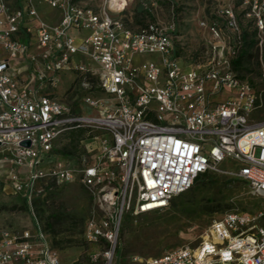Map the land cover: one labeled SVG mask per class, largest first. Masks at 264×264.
<instances>
[{
  "label": "built area",
  "instance_id": "1",
  "mask_svg": "<svg viewBox=\"0 0 264 264\" xmlns=\"http://www.w3.org/2000/svg\"><path fill=\"white\" fill-rule=\"evenodd\" d=\"M248 2L247 16L264 31V0ZM41 4L58 10L53 20L43 19ZM129 15V0H0V152L32 211L40 182L77 177L57 160L60 136L75 127L100 131L88 136L95 143L87 144L93 160L78 171L99 210L85 227V240L99 249L90 256L93 264H120L117 246L126 213L166 209L200 175L219 171L230 159L238 163L234 176L264 198V119L250 120L259 95L232 68L242 45L234 8L221 9L233 39L216 23L209 25L215 42L209 57L193 66L177 54L174 16L133 26ZM68 72L79 76L83 88L108 95L106 103L85 97L101 115L73 111L48 90ZM227 88V99L216 101ZM28 140L29 146L22 144ZM34 220L22 231L0 229V264H60L50 235ZM250 221L227 212L212 220L199 245L141 263L264 264V226Z\"/></svg>",
  "mask_w": 264,
  "mask_h": 264
},
{
  "label": "rangeland",
  "instance_id": "2",
  "mask_svg": "<svg viewBox=\"0 0 264 264\" xmlns=\"http://www.w3.org/2000/svg\"><path fill=\"white\" fill-rule=\"evenodd\" d=\"M101 1L83 0V3L98 4ZM152 2H157V5L153 6ZM227 5L232 6L238 18H241V31L247 25L249 31L257 29L252 18L247 16L248 0H129L131 15L128 21L134 26L144 23L149 18L142 22V16L139 15L147 10V6L153 20L168 21L174 16L178 55L183 64L193 66L209 57L210 45L215 42L209 25L216 23L226 39H233L234 32L221 15V9ZM39 8L46 21L53 20L58 13L57 9L47 4H41ZM204 21L207 25L202 24ZM256 39L258 43L249 60L248 70L238 71L239 77L249 82L259 95L260 106L250 114L252 122L264 119V31L258 29ZM144 58H149V55ZM48 90L71 110L91 116H99L101 111L85 102L87 95L95 96L104 103L109 102L105 92L98 88H83L79 76L71 72L55 87L48 85ZM230 91L227 88L214 99L225 100ZM99 132L92 131L89 134L88 131L81 142L83 150L80 155H58L57 160L75 169L77 177L71 182L56 183L50 179L40 182L32 198L33 211L23 195L14 188L10 178L11 165L4 153L0 152V229L22 231L32 228L36 216L50 235L60 264H93L90 256L99 249L96 244L85 240V227L88 219L98 215L99 210L80 182L78 171L93 160L87 144L91 143L93 147L95 143L88 136ZM237 165L231 159L221 164L219 171L200 178L188 191L175 197L166 209L138 215L126 213L121 222L117 246L119 263L142 264L141 261L149 257L162 255L178 247H195L205 237L212 220L227 212L249 216L250 226H264V198L256 196L248 183L234 176L231 171ZM49 166L42 165L43 168ZM47 222L51 223V227L47 226ZM134 257L138 260L134 261Z\"/></svg>",
  "mask_w": 264,
  "mask_h": 264
},
{
  "label": "trees",
  "instance_id": "3",
  "mask_svg": "<svg viewBox=\"0 0 264 264\" xmlns=\"http://www.w3.org/2000/svg\"><path fill=\"white\" fill-rule=\"evenodd\" d=\"M12 4V2H11ZM14 4V3H13ZM142 16V17H140ZM142 22L146 18V21L153 20V15L147 10L143 11L141 15H139ZM141 23L140 25H144L146 23ZM239 23L241 24V18L239 19ZM134 26V25H133ZM139 26V25H138ZM248 26V25H247ZM242 28V45L237 53V55L232 59V68L235 71V73L238 75V71L240 70H248V65L250 63V58L252 57V52L255 49V46L258 43V39H256V36L258 34V28L249 31L248 27ZM178 54V52H177ZM239 76V75H238ZM89 128L87 127H75L71 128L67 131H65L58 141L55 144L54 152L57 155H64V156H77L81 154V151L83 150L81 142L86 138V134L88 133ZM61 142V145L59 143ZM211 172L204 173L200 175L195 183L200 179L207 175H209ZM242 180V179H241ZM244 181V180H243ZM246 182V181H244ZM247 183V182H246ZM221 217V216H220ZM47 226L51 227V223L47 222Z\"/></svg>",
  "mask_w": 264,
  "mask_h": 264
},
{
  "label": "water",
  "instance_id": "4",
  "mask_svg": "<svg viewBox=\"0 0 264 264\" xmlns=\"http://www.w3.org/2000/svg\"><path fill=\"white\" fill-rule=\"evenodd\" d=\"M22 144L25 145V146H29L31 144V142L28 140V141L22 142Z\"/></svg>",
  "mask_w": 264,
  "mask_h": 264
}]
</instances>
